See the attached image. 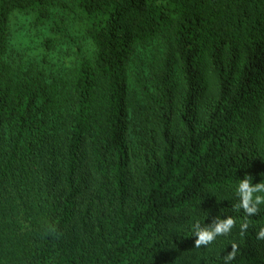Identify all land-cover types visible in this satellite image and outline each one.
Returning <instances> with one entry per match:
<instances>
[{
  "label": "trees",
  "instance_id": "16d2710c",
  "mask_svg": "<svg viewBox=\"0 0 264 264\" xmlns=\"http://www.w3.org/2000/svg\"><path fill=\"white\" fill-rule=\"evenodd\" d=\"M245 175L264 182V0H0V264H223L232 243L264 264Z\"/></svg>",
  "mask_w": 264,
  "mask_h": 264
},
{
  "label": "clouds",
  "instance_id": "9594fccd",
  "mask_svg": "<svg viewBox=\"0 0 264 264\" xmlns=\"http://www.w3.org/2000/svg\"><path fill=\"white\" fill-rule=\"evenodd\" d=\"M237 195L239 197L238 203L232 205V210L239 212L243 210L246 217L256 215L264 204V182L253 184L252 177L245 175V178L240 179L237 187ZM235 219L227 216L224 219L215 218L211 225L201 226L199 223L193 225L195 248L206 247L210 245L218 236H227L230 234L232 228L235 226ZM249 227L247 219L240 225L241 235H243ZM55 226L49 227V233H55ZM257 239H264V228H261L257 233ZM239 251L236 243L231 244V250L227 251L222 257L223 264H231Z\"/></svg>",
  "mask_w": 264,
  "mask_h": 264
},
{
  "label": "rangeland",
  "instance_id": "374dc122",
  "mask_svg": "<svg viewBox=\"0 0 264 264\" xmlns=\"http://www.w3.org/2000/svg\"><path fill=\"white\" fill-rule=\"evenodd\" d=\"M173 32H174V26H173V24H169L160 33V35L158 36V39L156 41H154V45H153L154 47H153V51H152L151 62H155L156 65L160 64V62L162 60L163 52L169 47V45L171 43V38L173 36ZM67 40L70 41L69 38H67ZM69 44H71V41L69 43L65 41L62 45V54L64 55L63 58H65L67 60V62L73 56V52L70 51ZM73 58H74V56H73ZM133 63H134V65L136 64L135 61ZM148 63H150V62L148 61ZM152 69L155 70L153 67H152ZM66 93H67L66 88L62 87L61 96H60L61 111L62 110L66 111L68 108H70L71 97L69 96L68 93L67 94Z\"/></svg>",
  "mask_w": 264,
  "mask_h": 264
}]
</instances>
